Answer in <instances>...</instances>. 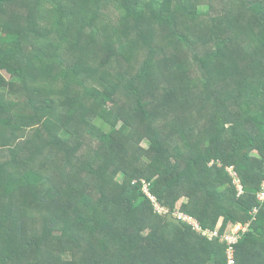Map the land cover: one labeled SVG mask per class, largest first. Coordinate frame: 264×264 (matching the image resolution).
Listing matches in <instances>:
<instances>
[{
	"label": "trees",
	"instance_id": "1",
	"mask_svg": "<svg viewBox=\"0 0 264 264\" xmlns=\"http://www.w3.org/2000/svg\"><path fill=\"white\" fill-rule=\"evenodd\" d=\"M263 185L264 0H0V264H264Z\"/></svg>",
	"mask_w": 264,
	"mask_h": 264
},
{
	"label": "built area",
	"instance_id": "2",
	"mask_svg": "<svg viewBox=\"0 0 264 264\" xmlns=\"http://www.w3.org/2000/svg\"><path fill=\"white\" fill-rule=\"evenodd\" d=\"M232 170V169H231ZM232 178L235 179V185H237L239 190V195L243 194L242 187L240 186V182L238 179V176L234 173L231 174ZM143 193L147 198L151 201V203L154 206L155 212L160 216H167L168 211L161 207L157 200L150 194L149 188L147 185H145V188H143ZM259 201H264V185H263V192L258 197ZM176 220L179 222L185 223L193 228V230L201 235L203 238L214 241V240H220L222 243H225L227 245V258H228V264H236L235 258H234V247L238 244L240 241L242 234L246 233L247 229L242 226H237L231 230L230 234H227L225 236H220L219 231H211V230H203L200 225L191 217L185 215L182 212H176L173 216Z\"/></svg>",
	"mask_w": 264,
	"mask_h": 264
},
{
	"label": "rangeland",
	"instance_id": "3",
	"mask_svg": "<svg viewBox=\"0 0 264 264\" xmlns=\"http://www.w3.org/2000/svg\"><path fill=\"white\" fill-rule=\"evenodd\" d=\"M200 9H201V10H205V7L203 6V7H201ZM106 13H110V14H112V15H115V13H114L112 10H106ZM116 15H117V12H116ZM116 15H115V16H116ZM82 77H83V76H80L79 79H81ZM79 81H80V80H79ZM92 127L94 128V129H93V135H94L96 138H99V139L103 138V137L109 132V129H108L106 126H104V125L102 124V122H100V121H94ZM144 147H146V145H144ZM228 172H229L230 174H232V175L235 173V172H234L233 170H231V169H229ZM183 202H185V201H183ZM181 204H182V202L179 203V206H180V207H181ZM220 225H221V222L219 223V226H220Z\"/></svg>",
	"mask_w": 264,
	"mask_h": 264
},
{
	"label": "water",
	"instance_id": "4",
	"mask_svg": "<svg viewBox=\"0 0 264 264\" xmlns=\"http://www.w3.org/2000/svg\"><path fill=\"white\" fill-rule=\"evenodd\" d=\"M167 220H168V222H170V223H173V224H175V225H179V226H180L179 221L176 220L175 218H173L172 215H169V216L167 217Z\"/></svg>",
	"mask_w": 264,
	"mask_h": 264
}]
</instances>
